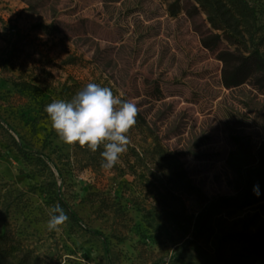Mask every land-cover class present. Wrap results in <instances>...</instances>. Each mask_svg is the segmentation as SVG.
<instances>
[{
	"label": "rangeland",
	"instance_id": "rangeland-1",
	"mask_svg": "<svg viewBox=\"0 0 264 264\" xmlns=\"http://www.w3.org/2000/svg\"><path fill=\"white\" fill-rule=\"evenodd\" d=\"M173 1L0 0V247L10 264H264V199L251 191L264 170V92L226 86L201 41L207 14L174 15ZM250 1L262 36L264 0ZM88 83L144 110L147 154L133 148L135 126L110 171L101 152L57 136L45 106ZM57 204L69 219L49 231Z\"/></svg>",
	"mask_w": 264,
	"mask_h": 264
},
{
	"label": "trees",
	"instance_id": "trees-1",
	"mask_svg": "<svg viewBox=\"0 0 264 264\" xmlns=\"http://www.w3.org/2000/svg\"><path fill=\"white\" fill-rule=\"evenodd\" d=\"M175 0L170 4L172 14L181 10L192 17H203L207 22L202 31L201 41L204 46L214 50L223 62V82L228 87L250 82L264 92V35H258L257 7L250 0ZM258 39V40H256ZM139 137L133 147L148 153L151 144L148 141L149 130L144 110L139 111L135 125ZM156 149L164 150L158 136ZM103 151V147L97 153ZM258 186V198L264 199V170H256L252 179V190ZM247 190L240 196H217L213 204H232L239 198L247 197ZM204 214V213H202ZM11 254L0 247V264H8ZM10 264V263H9ZM16 264H22L18 262Z\"/></svg>",
	"mask_w": 264,
	"mask_h": 264
},
{
	"label": "clouds",
	"instance_id": "clouds-1",
	"mask_svg": "<svg viewBox=\"0 0 264 264\" xmlns=\"http://www.w3.org/2000/svg\"><path fill=\"white\" fill-rule=\"evenodd\" d=\"M44 111L51 128L65 144L75 146L78 142L92 153L103 147L101 167L110 171L128 151V134L137 124L139 108L136 103L114 95L109 87L88 83L70 100H54ZM254 192L259 195L258 186ZM48 212V230L59 232L69 219L67 214L59 204Z\"/></svg>",
	"mask_w": 264,
	"mask_h": 264
}]
</instances>
